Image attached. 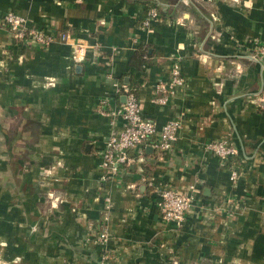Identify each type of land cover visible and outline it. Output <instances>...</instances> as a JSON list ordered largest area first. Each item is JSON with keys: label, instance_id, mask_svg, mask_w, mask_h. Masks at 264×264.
<instances>
[{"label": "crops", "instance_id": "1", "mask_svg": "<svg viewBox=\"0 0 264 264\" xmlns=\"http://www.w3.org/2000/svg\"><path fill=\"white\" fill-rule=\"evenodd\" d=\"M152 4L160 16L144 27ZM7 12L86 47L78 61L74 43L0 29V264H101L104 227L111 264H264V61L252 57L264 0H0ZM175 61L185 84L162 103ZM128 84L159 129L181 128L170 151L152 138L109 175L102 153ZM217 140L239 150L226 167L206 148ZM17 154L19 195L3 177ZM166 185L199 191L180 228L161 218Z\"/></svg>", "mask_w": 264, "mask_h": 264}, {"label": "built area", "instance_id": "2", "mask_svg": "<svg viewBox=\"0 0 264 264\" xmlns=\"http://www.w3.org/2000/svg\"><path fill=\"white\" fill-rule=\"evenodd\" d=\"M160 16L156 8L149 10L144 19L143 26L149 27L151 22ZM0 29H8L13 36L30 45L47 47L54 41L64 43H74L77 50L76 58L81 61L85 57V45L75 42L68 31L60 33L47 32L45 29L28 24L25 16L14 12H7L0 18ZM252 57L264 61V44L256 47ZM185 84L182 75L181 65L178 61L173 62L171 68V80L168 84H161L159 90L165 95L160 98L165 103L168 96L174 95L176 90ZM120 90L125 96V100L118 109L117 114L121 118L119 129L113 131L107 138L105 148L102 153L101 167L109 175L116 174L120 168H128L136 161L143 160V152L148 141L153 139L152 147L160 153L170 151L179 137L181 123L178 120H170L161 129L157 127L154 120L146 118L142 113V106L139 97L128 85H120ZM206 148L218 156L222 166H228L229 160L236 157L239 150L236 146L226 140L209 142ZM136 152L135 155L131 152ZM238 178V171L231 166V180L235 182ZM198 190L194 185L187 191L179 190L172 185H166L161 189L159 209L162 221L173 224L177 228L183 225L186 213L194 206L198 196ZM110 197H106V206H109ZM112 235L107 227L102 228L96 237V241L103 248L101 264H111L113 253L110 248ZM176 263L178 261L175 260Z\"/></svg>", "mask_w": 264, "mask_h": 264}, {"label": "rangeland", "instance_id": "3", "mask_svg": "<svg viewBox=\"0 0 264 264\" xmlns=\"http://www.w3.org/2000/svg\"><path fill=\"white\" fill-rule=\"evenodd\" d=\"M14 128L17 127V124H14L13 126ZM3 157H6L11 170L6 171V175H4L3 173V177L4 178H8V179H15V182L13 185L8 186L9 190H12L15 194L19 195V183H17L19 181V155H4ZM2 173V172H1Z\"/></svg>", "mask_w": 264, "mask_h": 264}, {"label": "trees", "instance_id": "4", "mask_svg": "<svg viewBox=\"0 0 264 264\" xmlns=\"http://www.w3.org/2000/svg\"><path fill=\"white\" fill-rule=\"evenodd\" d=\"M152 7L157 9V4H152ZM159 11V10H158ZM137 56L141 55V56H148V49L147 48H143L142 46L138 48L137 50ZM128 86L135 92V94H137V96H139L138 94V86L137 85H129ZM145 149V148H144Z\"/></svg>", "mask_w": 264, "mask_h": 264}]
</instances>
